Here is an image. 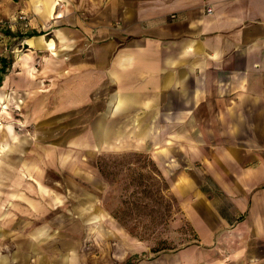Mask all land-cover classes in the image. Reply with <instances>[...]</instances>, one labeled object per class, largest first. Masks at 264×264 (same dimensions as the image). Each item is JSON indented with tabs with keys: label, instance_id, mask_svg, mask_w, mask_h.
<instances>
[{
	"label": "crops",
	"instance_id": "crops-1",
	"mask_svg": "<svg viewBox=\"0 0 264 264\" xmlns=\"http://www.w3.org/2000/svg\"><path fill=\"white\" fill-rule=\"evenodd\" d=\"M62 2L46 39L39 23ZM19 11L37 22L20 60L9 56L7 35L0 40V90L38 80L41 54L43 76L57 79L58 111H81L90 96L102 112L91 124L95 146L139 127L138 139L171 152L160 159L187 170L176 207L195 239L142 259L146 250L100 226L91 204V218L76 213L68 230L6 232L0 264H264V0H0V16ZM47 201L22 207L41 217L59 206ZM19 211L9 210L11 221ZM83 219L89 230H76Z\"/></svg>",
	"mask_w": 264,
	"mask_h": 264
},
{
	"label": "rangeland",
	"instance_id": "rangeland-1",
	"mask_svg": "<svg viewBox=\"0 0 264 264\" xmlns=\"http://www.w3.org/2000/svg\"><path fill=\"white\" fill-rule=\"evenodd\" d=\"M64 8L65 2L60 3L53 19L39 23L38 29L46 39ZM21 13L28 19L27 28L19 27L14 19ZM0 20L6 22V29L0 25V40L7 35L11 40L8 47H13L9 56L20 60L27 52L23 37L37 21L27 11L0 16ZM44 66L40 54L32 65L35 77L40 76L38 80L28 83L23 79L24 84L18 88L0 90V240H10L4 237L6 232L36 230L42 225L49 233L59 226L68 230L67 225L77 219L78 213L90 219V207L96 204L100 226L108 225L126 237L131 250H146L140 255L142 259L153 256L154 250L170 252L193 244L195 237L184 211L180 205L176 207V202L187 197V170L167 157L160 159L157 152L163 153L161 144L155 148L154 142L138 139L137 126L124 128L126 138L116 133L112 142L95 146L91 124L102 112L91 107L90 96L81 111H58L57 79L53 73L51 78L45 76L46 72L43 76ZM45 99L50 109H43ZM170 153L164 151L163 155ZM176 187L184 189L176 192ZM12 199L34 200L16 203ZM42 199L48 200L47 206L56 202L59 206L49 207L45 216L27 215L22 206L39 204ZM9 210L13 214L15 210L21 212L11 221ZM76 230H89V224L87 227L83 219L82 227L77 225Z\"/></svg>",
	"mask_w": 264,
	"mask_h": 264
},
{
	"label": "built area",
	"instance_id": "built-area-1",
	"mask_svg": "<svg viewBox=\"0 0 264 264\" xmlns=\"http://www.w3.org/2000/svg\"><path fill=\"white\" fill-rule=\"evenodd\" d=\"M208 11L209 12L211 11L210 8H208ZM14 19H15V21L18 22L17 24L19 25V27L20 26H21V28H27L28 27L29 22H28L26 15L21 13L17 17H15ZM5 24H6V22H3L2 20H0V25L4 26ZM4 27H6V26H4Z\"/></svg>",
	"mask_w": 264,
	"mask_h": 264
},
{
	"label": "trees",
	"instance_id": "trees-1",
	"mask_svg": "<svg viewBox=\"0 0 264 264\" xmlns=\"http://www.w3.org/2000/svg\"><path fill=\"white\" fill-rule=\"evenodd\" d=\"M1 29H6V28H5L4 26H2V28H1ZM2 32H3V31H2ZM4 33H5V34H8V33H9V31H8V30H5V31H4ZM11 33H12V32H11ZM11 33H10V34H11ZM11 35H12V34H11ZM27 35H29V33H28ZM156 251H158V250H156Z\"/></svg>",
	"mask_w": 264,
	"mask_h": 264
}]
</instances>
